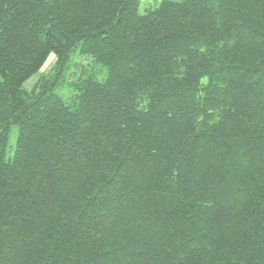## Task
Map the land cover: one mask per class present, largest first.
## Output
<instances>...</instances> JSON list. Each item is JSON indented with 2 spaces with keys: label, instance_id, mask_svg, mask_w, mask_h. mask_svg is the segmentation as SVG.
<instances>
[{
  "label": "trees",
  "instance_id": "1",
  "mask_svg": "<svg viewBox=\"0 0 264 264\" xmlns=\"http://www.w3.org/2000/svg\"><path fill=\"white\" fill-rule=\"evenodd\" d=\"M139 5L0 0V264H264V0Z\"/></svg>",
  "mask_w": 264,
  "mask_h": 264
},
{
  "label": "rangeland",
  "instance_id": "2",
  "mask_svg": "<svg viewBox=\"0 0 264 264\" xmlns=\"http://www.w3.org/2000/svg\"><path fill=\"white\" fill-rule=\"evenodd\" d=\"M159 0H140L139 5V13L142 14L146 12L148 8H152L158 4ZM79 57L76 54H73L70 57L69 62L67 63V66L64 71V76L60 78V82L53 88V91L57 93L66 103L71 102V97L73 96L74 92L71 88L73 79L77 78V74H72L74 71L79 70L77 69L73 63L78 62ZM54 61L53 57H50V61L47 62L44 65V68L42 69L43 72H46L49 70V68L52 66ZM88 71H90L91 75H94V77L98 81H102L105 78V69L102 66H95L93 65L91 68H87ZM71 73V74H70ZM36 79L35 76H33L31 79H29L25 84V88H30V86L34 83V80ZM18 135V128L16 125H10L9 133H8V141L5 148V158L9 159L14 152L15 143L17 140Z\"/></svg>",
  "mask_w": 264,
  "mask_h": 264
}]
</instances>
